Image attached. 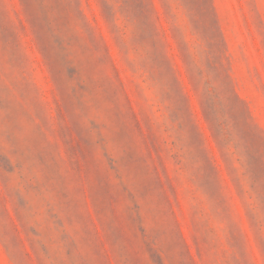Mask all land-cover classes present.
<instances>
[{
    "label": "rangeland",
    "instance_id": "rangeland-1",
    "mask_svg": "<svg viewBox=\"0 0 264 264\" xmlns=\"http://www.w3.org/2000/svg\"><path fill=\"white\" fill-rule=\"evenodd\" d=\"M0 264H264V0H0Z\"/></svg>",
    "mask_w": 264,
    "mask_h": 264
}]
</instances>
